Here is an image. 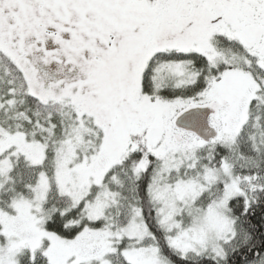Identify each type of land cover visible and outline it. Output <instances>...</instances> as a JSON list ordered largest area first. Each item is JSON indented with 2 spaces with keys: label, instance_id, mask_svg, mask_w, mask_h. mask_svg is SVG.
<instances>
[{
  "label": "snow or ice",
  "instance_id": "1",
  "mask_svg": "<svg viewBox=\"0 0 264 264\" xmlns=\"http://www.w3.org/2000/svg\"><path fill=\"white\" fill-rule=\"evenodd\" d=\"M0 264H264V0H0Z\"/></svg>",
  "mask_w": 264,
  "mask_h": 264
}]
</instances>
